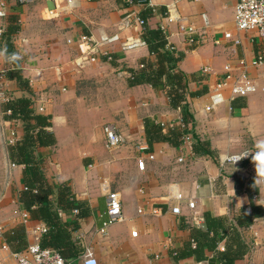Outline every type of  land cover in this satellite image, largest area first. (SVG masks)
<instances>
[{
    "label": "crops",
    "instance_id": "1",
    "mask_svg": "<svg viewBox=\"0 0 264 264\" xmlns=\"http://www.w3.org/2000/svg\"><path fill=\"white\" fill-rule=\"evenodd\" d=\"M129 1L81 0L70 14L61 15L50 13L48 1H41L24 5L18 11L20 30L12 43L18 47L15 52L22 56L21 75L33 91L35 112L52 117L49 131L57 141L53 147L39 148L37 155L44 161L50 183L70 185L77 199L91 206V215L78 220L72 238L83 253L90 250L99 264H200L195 258L177 261L172 251L183 247L190 227L205 230V213L231 223L242 209L249 210V192L254 189L258 194L253 196V203L264 208V173L255 171L253 160L240 165L221 163L225 156L245 150L254 155L259 151L255 145L264 140V65H256L260 40L255 34L236 29L237 0H149L148 7L156 13L151 27L167 28L168 44L181 57L178 69L185 76L188 92H203L199 97L188 96L187 102L195 118L194 133L200 141L209 142L214 157L194 153L183 141L177 147L160 141L148 151L155 159L140 167V148L146 153L149 147L144 119L161 124L165 133L170 128H182L180 110L171 107L164 85L128 84L131 71L140 70L142 64H154L156 57L147 47L124 52L118 43L109 50L112 60L103 59L81 72L72 66L79 54L77 40L81 35H113L119 32L125 13H140L145 8L141 4L129 5ZM1 2L6 4L8 14V1ZM173 3H177L180 15L195 25L198 44L188 43L179 34V25L165 19L167 7ZM204 18L209 22L208 28ZM227 32L240 44L226 40ZM135 34L131 28L121 31L123 39ZM241 61L247 63L257 91L207 110L209 95L223 77L224 67L237 69ZM57 67H62L60 74ZM204 67H209L211 73L204 75ZM13 69L15 65L9 63L4 68L0 66L3 233L23 224L21 212L25 211L18 201V192L25 188L24 166L15 164L9 156V147L22 138L24 126L20 121L8 120L4 112L6 100L27 96L17 81L7 77ZM108 123L115 124L125 139L117 151H109L106 146L104 126ZM13 137L16 142L10 144ZM103 181L120 194L125 218L104 232L101 230L107 221V206ZM189 202L194 203V209ZM175 207L180 208V214L173 213ZM195 213L203 219L198 227L192 223ZM61 216L65 221L76 217L73 212H62ZM42 224L31 218L23 224L28 244L34 242L31 230ZM133 232H137V237H133ZM226 239L219 245L221 252L227 245L236 247ZM240 239L250 250L235 264H264V215L249 228L240 229ZM78 262L82 263L81 256L75 264ZM0 264H18L3 234Z\"/></svg>",
    "mask_w": 264,
    "mask_h": 264
},
{
    "label": "trees",
    "instance_id": "2",
    "mask_svg": "<svg viewBox=\"0 0 264 264\" xmlns=\"http://www.w3.org/2000/svg\"><path fill=\"white\" fill-rule=\"evenodd\" d=\"M132 1L145 7L139 13L140 18L144 20L142 37L149 53L156 57V62L144 64V68L138 71H131L128 84L130 87L144 84L152 87L164 85L171 107L180 110L183 125L182 128H170L165 133L161 124L148 118L144 119L145 135L149 145L147 151H151L153 144L160 141L177 147L181 145L183 138L190 135L193 139L194 153L213 158L214 153L209 142L200 141L194 133L195 118L187 102L188 96L199 97L203 92H188L185 76L178 69L181 57L167 49L168 40L164 32L160 28L151 27L156 13L148 7L149 0ZM19 30L17 17H11L2 38L9 52L15 51L12 39ZM0 46L3 47V43ZM7 77L17 81L19 87L27 93L25 97L9 100L4 107L8 120L20 121L24 126L22 138L9 147L11 160L24 166L25 188L18 192V201L31 219L42 222L48 228V232L41 238V246L55 250L67 262L76 263L83 250L73 241L72 234L78 228V220L91 215V206L88 202L77 199L70 185H54L48 181L44 172V161L37 155V150L57 144L54 134L49 131L52 117L35 112L34 94L29 83L21 75L20 66L15 65V69L10 70ZM249 194L251 197L249 210L242 209L239 216L232 218L231 223L211 213H205V230L190 227L188 240L181 249L172 251L173 258L177 261L195 258L198 262L204 261L207 264H235L236 260L245 258L250 248L248 249L240 239V229L249 228L256 219L264 215V208L253 203V196L258 194V190L254 189ZM73 210L78 211L75 220L65 221L61 213ZM3 237L13 253H22L29 246L23 224L3 233ZM225 238L236 247L232 249L227 245L226 250L221 252L218 248ZM207 252H213L214 255L208 257Z\"/></svg>",
    "mask_w": 264,
    "mask_h": 264
},
{
    "label": "built area",
    "instance_id": "3",
    "mask_svg": "<svg viewBox=\"0 0 264 264\" xmlns=\"http://www.w3.org/2000/svg\"><path fill=\"white\" fill-rule=\"evenodd\" d=\"M20 5H27L40 0H15ZM41 1H53L55 8L50 10L52 14H70L76 9L81 0H41ZM92 1V0H86ZM198 1V0H196ZM129 5H134L133 1H129ZM7 17L6 4L0 3V20ZM165 19L169 23H177L179 25V34L183 36L188 43L198 44V40L195 39L198 31L194 24H190L186 18H183L177 8V3H173L167 7ZM205 27L208 28L209 22L204 18ZM235 25L236 29L240 32H246L255 34V37L260 40L259 46L256 51V65H264V0H237L235 6ZM144 20L140 18L139 13L134 11L125 13L119 23V32L108 35L101 34L99 37L94 35H81L77 40V47L79 49L78 56L73 60V70L76 72L84 71L91 65H96L103 59L112 60V55L109 53L111 47L115 44H120L124 52H129L141 48H146V43L143 40ZM133 29L136 34L126 37L121 36V31L127 29ZM165 34L167 28L160 27ZM5 33V28L0 27V37ZM166 35V34H165ZM167 38V36H166ZM224 38L226 40L233 41L235 45L240 44L239 39H234L232 33H225ZM168 40V39H167ZM169 51L175 52V47L167 45ZM144 68V64L140 66V69ZM59 74L62 72V67L56 68ZM204 75L211 73L209 67H204L201 71ZM223 77L219 80L215 88L209 95V104L207 110L211 111L220 105L227 102H233L238 98H245L257 91L252 77L248 73V65L246 62L241 61L240 66L237 69H233L230 65H226L223 71ZM229 95L226 96V92ZM3 95V94H2ZM4 96V95H3ZM8 102V100L6 101ZM10 114V112H8ZM183 127V125H182ZM104 134L106 139V146L109 151H116L125 143L123 135L120 133L118 127L115 124L108 123L104 126ZM16 139L13 137L10 144H14ZM183 142L188 148L193 150V139L190 135L183 138ZM141 154L137 157V163L140 167L145 165L147 160H154L155 157L151 152H146L144 148H140ZM253 151L245 150L240 153L227 155L222 158V164L240 165L241 163L252 159ZM180 162L183 160L180 159ZM102 191L106 194V206H107V221L103 225L102 232L114 223H120L125 220L122 212V200L118 192L112 191L108 181H103ZM3 191L0 189V206L3 201ZM256 196H254L255 198ZM189 207L194 209L193 202H189ZM74 215L78 213L77 210L72 211ZM174 214H180V208L175 207L173 209ZM23 224H27L30 220V215L27 211L21 212ZM203 219L197 213L192 218V223L195 226H199ZM48 232V228L42 224L34 227L31 230L34 242L29 244L28 248L22 253H14L18 261V264H75L67 262L62 258L55 250L44 248L41 246V238ZM3 234V226L0 222V236ZM133 237H137V232H133ZM81 264H99V261L90 250L84 251L81 255ZM77 264H80L79 262Z\"/></svg>",
    "mask_w": 264,
    "mask_h": 264
},
{
    "label": "clouds",
    "instance_id": "4",
    "mask_svg": "<svg viewBox=\"0 0 264 264\" xmlns=\"http://www.w3.org/2000/svg\"><path fill=\"white\" fill-rule=\"evenodd\" d=\"M0 57H3L7 63L14 64L17 67H19V62L22 59L19 52H9L6 45L0 47ZM255 146L259 149V151L252 156L255 171L257 173H264V140L258 141ZM238 205L241 207L240 203H238ZM200 264H206V262L202 261Z\"/></svg>",
    "mask_w": 264,
    "mask_h": 264
},
{
    "label": "rangeland",
    "instance_id": "5",
    "mask_svg": "<svg viewBox=\"0 0 264 264\" xmlns=\"http://www.w3.org/2000/svg\"><path fill=\"white\" fill-rule=\"evenodd\" d=\"M8 1V6H9V8L8 9H10L9 10V13L7 14V17L6 18H4V19H1L0 20V27H4L5 28V31H6V29H7V27H8V25H9V23H10V18L11 17H17V22L19 23L20 21H19V15H18V11H20V8H22V7H24V5H20L19 3H17L15 0H7ZM36 2H41V0L40 1H36ZM11 13H13V14H11ZM4 36L2 35L1 37H0V44H2L3 43V46H5V41L3 42V40L4 39H2ZM15 37V36H14ZM1 47V46H0ZM16 47V46H15ZM16 48H18V47H16ZM0 66L2 65L3 66V68L5 67V66H7V63L5 62V59L2 57H0ZM7 101V100H6ZM7 102H5V104H6ZM6 115V114H5ZM121 148V147H120ZM117 151V150H116ZM243 152V151H242ZM240 153V152H239Z\"/></svg>",
    "mask_w": 264,
    "mask_h": 264
},
{
    "label": "water",
    "instance_id": "6",
    "mask_svg": "<svg viewBox=\"0 0 264 264\" xmlns=\"http://www.w3.org/2000/svg\"><path fill=\"white\" fill-rule=\"evenodd\" d=\"M47 5H48L49 10H54L55 5H54L53 1H48Z\"/></svg>",
    "mask_w": 264,
    "mask_h": 264
}]
</instances>
